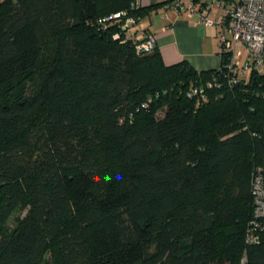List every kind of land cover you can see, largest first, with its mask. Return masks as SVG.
Masks as SVG:
<instances>
[{
  "label": "trees",
  "instance_id": "16d2710c",
  "mask_svg": "<svg viewBox=\"0 0 264 264\" xmlns=\"http://www.w3.org/2000/svg\"><path fill=\"white\" fill-rule=\"evenodd\" d=\"M155 7L0 0V264H264V72L137 54Z\"/></svg>",
  "mask_w": 264,
  "mask_h": 264
},
{
  "label": "built area",
  "instance_id": "2783aa9c",
  "mask_svg": "<svg viewBox=\"0 0 264 264\" xmlns=\"http://www.w3.org/2000/svg\"><path fill=\"white\" fill-rule=\"evenodd\" d=\"M164 7L187 16L194 14L198 23L220 28L218 46L219 52L228 54L225 68L227 75L231 77L228 79L229 85H233L234 76L243 77L247 71L264 72V0H169ZM213 7L219 9L218 17L214 16ZM125 14L116 12L105 20H119ZM134 24L132 17H125L122 28L130 30ZM136 39L139 40L135 44L137 54L151 53L157 47L156 39L150 35L136 36ZM244 56L246 62L242 64ZM211 82L207 83V87L211 86ZM196 94L202 96V89H194L189 96ZM256 173L251 180L254 213L262 216L264 176L259 169ZM252 239L251 236L248 240Z\"/></svg>",
  "mask_w": 264,
  "mask_h": 264
},
{
  "label": "crops",
  "instance_id": "0c3cea01",
  "mask_svg": "<svg viewBox=\"0 0 264 264\" xmlns=\"http://www.w3.org/2000/svg\"><path fill=\"white\" fill-rule=\"evenodd\" d=\"M162 1L135 0L137 6L156 7L131 27L130 32L138 37L147 34L154 37L165 65L186 61L196 71L218 68L221 62L218 46L220 28L198 23L194 14L175 13L160 5ZM218 14L219 9L214 16L218 17Z\"/></svg>",
  "mask_w": 264,
  "mask_h": 264
},
{
  "label": "rangeland",
  "instance_id": "374dc122",
  "mask_svg": "<svg viewBox=\"0 0 264 264\" xmlns=\"http://www.w3.org/2000/svg\"><path fill=\"white\" fill-rule=\"evenodd\" d=\"M216 8L215 7H213V9H212V12L213 13H216ZM24 36H26V37H24ZM24 36H21L20 38L22 39V40H26V38H28L29 36L26 34V35H24ZM245 62H246V60H245V56L243 57V59H242V64H245ZM248 71L245 73V78H247V76H248ZM158 115H162V112H158ZM23 213H24V211L23 210H20V209H18V210H16L15 211V213H14V215L12 216V218H11V221L9 222V227L10 226H12V225H14V223H15V218L17 217V216H22L23 215Z\"/></svg>",
  "mask_w": 264,
  "mask_h": 264
}]
</instances>
